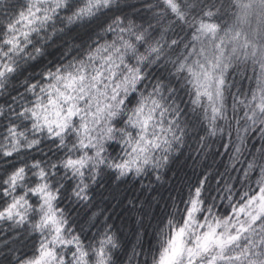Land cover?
Here are the masks:
<instances>
[{"label":"snow or ice","instance_id":"6c2138e0","mask_svg":"<svg viewBox=\"0 0 264 264\" xmlns=\"http://www.w3.org/2000/svg\"><path fill=\"white\" fill-rule=\"evenodd\" d=\"M234 6L235 20L227 24L217 0H155L142 27L115 14L119 0H23L19 7L0 0V264H115L114 236L105 229L86 242L73 226L71 205L90 202L103 172L115 180L147 174L161 180L176 146L197 125L215 136L217 122L229 120L225 93L234 64L259 65L251 99L233 94L232 119L264 139V0ZM61 11L65 26L112 13L100 28L114 39L9 89L22 64L43 54L33 36L50 25L55 31ZM167 65V76L149 71ZM185 88L187 108L177 100ZM205 183L161 227L151 264H264V165L258 192H245L224 214L207 204Z\"/></svg>","mask_w":264,"mask_h":264},{"label":"trees","instance_id":"16d2710c","mask_svg":"<svg viewBox=\"0 0 264 264\" xmlns=\"http://www.w3.org/2000/svg\"><path fill=\"white\" fill-rule=\"evenodd\" d=\"M8 2L19 7L23 0ZM154 2L155 0H119V11L115 14L126 18L125 24L132 21L136 25L147 27L151 19V11L147 5ZM217 2L224 5V11L227 13L222 22L233 23L238 11L234 6L235 0ZM65 15L66 11L59 13L54 25L55 31L50 25L40 36H33L35 46L40 47L43 54L22 64L21 75L12 82L9 89L19 88V81L25 78L39 79L42 72L54 69L60 62L78 56L97 43L111 42L114 39L112 33H102L100 28V24L109 19L112 13L101 18L99 22H82L67 26L60 19ZM252 19V26L255 27V18ZM149 32L153 38L159 34L153 29ZM168 36L175 38L171 32ZM32 50L30 45L28 51ZM139 51L143 52L144 48L139 47ZM172 55L175 58L176 53ZM170 68L171 65H167L153 67L149 71L155 76H167ZM260 71L259 65L251 61L234 64L228 70L229 87L225 93V102L229 120L217 122L218 130L215 136L207 134L206 125H197L196 128L190 129L183 144L176 146L178 151L173 154L171 162L161 173V180L157 181L152 174L136 178L129 175L122 180H115L114 174L101 173L98 183L90 190V202L71 205L75 208L72 212L73 226L77 231L83 229L81 235L86 238V242L94 234L103 233L108 229L118 243V248L113 252L115 264H151L152 256L159 248L161 227L173 214H182L185 207L183 202L188 200L189 194L200 180H206L202 195L207 204H214V211L220 214L229 212V205L239 203L245 192L250 195L258 192L260 166L264 165V139L259 133L243 132V122L237 125L232 119V106L233 94L237 92L241 94V99H251L252 92L258 88ZM12 94L15 95V92ZM4 99V95L0 94V105L4 104ZM177 100L184 102L181 107H188L189 96L186 88L178 92ZM242 107L237 108L236 114L239 117L243 116ZM237 127L241 128L239 136L244 137L243 145ZM201 136L204 137L203 142ZM237 146L241 147L239 153L236 152ZM109 154H116L111 147ZM250 162L255 165L251 170L248 169ZM92 224H95V227H91Z\"/></svg>","mask_w":264,"mask_h":264}]
</instances>
